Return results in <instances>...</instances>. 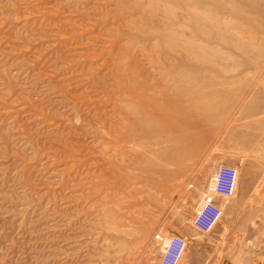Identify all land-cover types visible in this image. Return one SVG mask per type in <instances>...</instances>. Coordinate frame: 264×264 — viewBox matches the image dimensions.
Segmentation results:
<instances>
[{
	"label": "rangeland",
	"instance_id": "374dc122",
	"mask_svg": "<svg viewBox=\"0 0 264 264\" xmlns=\"http://www.w3.org/2000/svg\"><path fill=\"white\" fill-rule=\"evenodd\" d=\"M254 1L0 0V264H157V237L167 235L187 239L178 264L196 241L216 264H264V0ZM148 2L169 15L195 2L198 60L183 72L198 106L219 91L209 104L226 109L183 130L197 136L181 165L156 160L167 175L126 179L99 171L104 94L116 77L112 53L132 51L141 30L130 26L133 8ZM219 166L236 169L235 193L201 233L191 220Z\"/></svg>",
	"mask_w": 264,
	"mask_h": 264
},
{
	"label": "bare ground",
	"instance_id": "6f19581e",
	"mask_svg": "<svg viewBox=\"0 0 264 264\" xmlns=\"http://www.w3.org/2000/svg\"><path fill=\"white\" fill-rule=\"evenodd\" d=\"M150 3L133 8V11L137 12V16L130 20V26L135 24L141 30H138V34L135 36L137 41L132 42L134 45L131 48L132 51H128L129 48L124 45L112 53L113 62H110V69L116 77L110 92L104 94L105 101L110 106V112L107 115L109 117H106V121L101 124L107 137L106 149L101 157L104 165L102 164L103 167L101 166L99 171L103 172V168H105L106 172L114 171L119 173L117 177L119 175L126 179H130L132 170L141 175L160 171H164L163 175H167L166 168H161L156 160L174 165L180 164L181 157L187 154L186 143H192L195 140L193 136H197V134L185 136L183 130L199 126L203 118L198 119L197 116L203 117L209 113H214L216 116L217 113L226 109V105L223 104L210 105L212 98L219 91L206 94L212 98L198 106V100L194 98L198 95L197 88L193 87L195 80L193 76L185 75L183 72L185 64H191L198 60V38L201 36L198 37V27L200 26L197 27L198 15L194 10L195 2H192L190 6L182 7L183 12L172 11L174 15H169L168 10L159 12L161 8L158 10L157 4L154 5L156 10L152 12L149 7ZM219 23L223 26L220 21ZM187 26L190 28L189 32H185ZM222 28L224 29V27ZM224 40L226 42V39ZM115 59L117 60L115 61ZM184 96L191 98V101L184 103ZM84 100L86 104L98 110L100 104L96 100L93 101L89 97ZM209 102L211 103L209 104ZM102 115L104 112H99V116ZM185 117L186 119H184ZM160 142L165 144L161 149L150 150L152 146H157ZM142 148L149 150L141 152ZM240 262L241 259L237 261L238 264H242Z\"/></svg>",
	"mask_w": 264,
	"mask_h": 264
},
{
	"label": "built area",
	"instance_id": "2783aa9c",
	"mask_svg": "<svg viewBox=\"0 0 264 264\" xmlns=\"http://www.w3.org/2000/svg\"><path fill=\"white\" fill-rule=\"evenodd\" d=\"M237 171L233 167L219 166L210 177L191 220L193 228L201 233L209 232L221 216L220 200L235 193ZM160 252L157 264H178L187 246V239L180 235L157 237Z\"/></svg>",
	"mask_w": 264,
	"mask_h": 264
},
{
	"label": "crops",
	"instance_id": "0c3cea01",
	"mask_svg": "<svg viewBox=\"0 0 264 264\" xmlns=\"http://www.w3.org/2000/svg\"><path fill=\"white\" fill-rule=\"evenodd\" d=\"M246 200V197L244 195L241 196V203L243 204ZM212 242L218 243L221 242V234L216 231L213 233ZM213 251H206L201 248V245L196 241L193 247L187 251L186 259L184 260L183 264H201L205 259H215V261L212 264L217 263V257L216 255H212ZM215 254V253H214Z\"/></svg>",
	"mask_w": 264,
	"mask_h": 264
}]
</instances>
